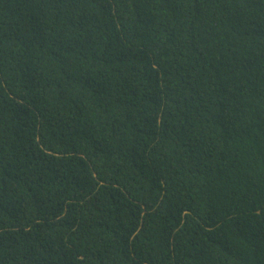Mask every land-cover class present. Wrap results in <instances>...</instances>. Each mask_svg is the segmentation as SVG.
<instances>
[{"label":"trees","instance_id":"obj_1","mask_svg":"<svg viewBox=\"0 0 264 264\" xmlns=\"http://www.w3.org/2000/svg\"><path fill=\"white\" fill-rule=\"evenodd\" d=\"M0 264H264V0H0Z\"/></svg>","mask_w":264,"mask_h":264}]
</instances>
